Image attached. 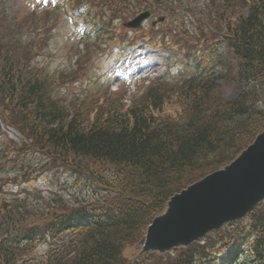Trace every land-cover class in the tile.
<instances>
[{"label":"trees","instance_id":"obj_1","mask_svg":"<svg viewBox=\"0 0 264 264\" xmlns=\"http://www.w3.org/2000/svg\"><path fill=\"white\" fill-rule=\"evenodd\" d=\"M168 1V16L181 7L189 12L181 0ZM127 2L142 8L149 0L71 5L94 3L104 35L122 37L106 24L125 22ZM209 5L189 9L198 44L183 56L186 72L152 82L127 108L126 92L97 81L62 103L57 82L33 62L54 30L52 14H28L27 31L0 7V112L23 138L0 147V264H264V202L189 248L133 262L124 255L127 247L140 251L175 194L229 165L264 130V0ZM38 21L44 35L26 37ZM186 30L182 24L178 32ZM222 43L226 53L218 51ZM94 54L87 46L66 77L79 75ZM229 84L237 91L232 99L219 94ZM36 148L47 159L40 167L26 163ZM55 169L89 186L88 198L24 187ZM38 246L44 253L37 258Z\"/></svg>","mask_w":264,"mask_h":264},{"label":"rangeland","instance_id":"obj_2","mask_svg":"<svg viewBox=\"0 0 264 264\" xmlns=\"http://www.w3.org/2000/svg\"><path fill=\"white\" fill-rule=\"evenodd\" d=\"M153 1L154 0H149L148 4H143L142 8L127 5L128 2L121 5L128 10L124 16L125 22L122 21L120 26L125 29V25L135 18L133 17L135 14L144 8L149 7L146 11L153 13L152 10H154L153 17L149 21L143 23L141 25L142 27L137 29L139 36L148 34L159 41L164 39L167 43H169L170 39L171 43L169 44L174 45L176 49L181 50L186 55L193 54L194 51L192 48L198 43H195L196 37L194 35V28L196 24L190 22L191 19L194 21L196 20L193 16L191 17L189 9L203 7V5L210 6V0H181V2H178L177 5L179 4L180 7L186 4L189 12H181V7L174 10V13L169 17L167 14L168 0H159L157 6L156 4H151ZM172 1H174L175 4L177 2V0H169L168 2ZM54 2L55 0H0V7L4 8L9 15L15 16L17 22L24 28V30L28 31L30 28L28 24L24 23L28 20V14L33 12L35 15L42 16L44 11L51 8ZM129 11L133 12V16L129 15ZM243 12H245V10ZM51 14V19L54 18V30L51 32L47 47L41 51V54L38 55L33 62L39 66H43L49 73L50 78H54V82L57 81L56 85L60 84L59 88L56 90V96L58 99L64 100V94L66 93L65 90L68 88L69 94L71 93V98H73L82 91L84 84L88 83L90 79H94L93 82H99L104 88L109 85L111 89L110 91L123 90L126 92V101H124V104H126L127 108L131 105V102L140 99L139 97H141L142 93L148 88V81L162 76L173 78L182 75V72L185 70L178 55L154 50V48L145 45L143 40H141L140 43L134 46L130 53L125 54V56L122 53L123 51L118 49L110 50L111 48L105 45L108 50L101 51V53L97 55L94 54L90 62L84 63L83 70L80 71L79 75L66 77V75L69 74V71L78 64V61L74 64L75 58L73 59L70 57L68 53L72 50V46L81 43L80 40L81 37L83 38V35L81 31L74 27L71 21L66 18H61V11L52 10ZM160 16L166 17V21L163 24L157 25L155 28L152 27L151 22L153 20H157ZM182 24L187 28L185 33L178 32L181 30ZM39 26L43 28L42 23L39 24ZM202 26V23H199V27L201 28ZM169 34H172L173 36L169 38ZM133 35L134 32L130 33V37ZM28 36H37V34L34 32L26 35V37ZM94 39V44H96L95 41H97L103 45L107 41L99 36H96ZM218 51L219 53H226L225 45L223 43L219 45ZM84 52L85 51H81L80 54H78L80 59H82L81 54ZM119 68H122L125 74L122 73L121 75ZM138 74H140V76ZM61 76L64 78L63 82L59 81ZM143 76H146V80L144 82L143 79H140ZM89 84L86 85V87L90 88L92 86L91 83ZM124 85L126 87L125 89L123 88ZM219 94H223V96L227 99H232L236 97L237 91L233 85H222L219 87ZM4 126L6 125L0 112L1 148L4 147L8 141H16V143L22 142V136L20 133L15 132L11 135L5 131ZM37 150L38 153L41 151L40 149ZM29 159L30 160H27L26 163H32L33 167H40L47 161L46 157L42 153H33L29 156ZM10 170L11 168H7L5 172H10ZM29 183L30 184L24 186L26 189L36 190L44 194L57 191L66 196H70L71 198H75L77 196L80 198H88V194L90 193L88 190L89 186L86 187V185H83L82 182H77L75 178L68 174H64V172H61V170L58 169L50 172L43 171L41 175L36 176L34 180ZM136 249L137 248L135 247H127L125 249L124 255L128 261L133 262L135 260L139 253ZM43 253L44 248L42 246H38L35 256L38 258L39 256H42Z\"/></svg>","mask_w":264,"mask_h":264},{"label":"water","instance_id":"obj_3","mask_svg":"<svg viewBox=\"0 0 264 264\" xmlns=\"http://www.w3.org/2000/svg\"><path fill=\"white\" fill-rule=\"evenodd\" d=\"M149 13L128 24L138 28ZM264 201V131L229 166L171 198L164 214L148 227L139 255L188 247Z\"/></svg>","mask_w":264,"mask_h":264},{"label":"bare ground","instance_id":"obj_4","mask_svg":"<svg viewBox=\"0 0 264 264\" xmlns=\"http://www.w3.org/2000/svg\"><path fill=\"white\" fill-rule=\"evenodd\" d=\"M8 131H9V133L13 134V132L11 130H8Z\"/></svg>","mask_w":264,"mask_h":264}]
</instances>
